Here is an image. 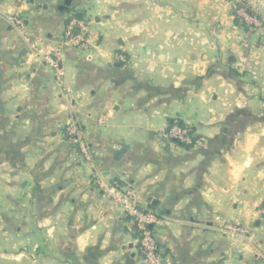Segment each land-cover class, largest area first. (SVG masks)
<instances>
[{
    "label": "crops",
    "instance_id": "0c3cea01",
    "mask_svg": "<svg viewBox=\"0 0 264 264\" xmlns=\"http://www.w3.org/2000/svg\"><path fill=\"white\" fill-rule=\"evenodd\" d=\"M79 1L85 52L60 45L64 0H0V264H142L134 223L95 186L96 170L135 187L159 214L160 264H264V108L238 70L258 67L243 47L228 57L226 46L219 63L205 49L207 18L226 21L227 6H72ZM52 54L65 69L63 88L44 62ZM72 119L92 162L65 136ZM172 119L188 123L201 145H160ZM229 224L242 233L227 234Z\"/></svg>",
    "mask_w": 264,
    "mask_h": 264
},
{
    "label": "built area",
    "instance_id": "2783aa9c",
    "mask_svg": "<svg viewBox=\"0 0 264 264\" xmlns=\"http://www.w3.org/2000/svg\"><path fill=\"white\" fill-rule=\"evenodd\" d=\"M36 0H18L19 5L33 4ZM73 9L69 15L65 33L60 41L61 47L67 46L82 51L88 50V43L83 38V30L86 28L87 18L77 19L74 17L76 11L81 10L72 6ZM238 18L248 25H257V17L251 11L247 0H239V5L235 7ZM13 24L21 29H25V18L15 16L12 18ZM118 60L127 62L126 57L119 56ZM46 66L52 71L53 76L60 88L65 84V69L59 55L52 54L44 57ZM103 119L100 122L103 123ZM65 136L70 142L77 146L79 154L89 162H92V156L87 141L83 138V132L75 120H70L65 130ZM160 145L166 146H199L201 142L196 139L191 126L181 120L175 119L170 122L159 133ZM93 183L102 192L103 196L121 212L130 217L135 226L137 235V245L141 255L142 264H160L161 249L159 247L154 228L161 225L159 214L151 209H147L143 203L140 192L128 183L119 181H107L99 171L93 173ZM260 214L264 215V207ZM224 230L227 234L236 235L242 233L240 227L235 225H226Z\"/></svg>",
    "mask_w": 264,
    "mask_h": 264
},
{
    "label": "rangeland",
    "instance_id": "374dc122",
    "mask_svg": "<svg viewBox=\"0 0 264 264\" xmlns=\"http://www.w3.org/2000/svg\"><path fill=\"white\" fill-rule=\"evenodd\" d=\"M85 4L79 1L73 6H77V8L80 7L82 11L87 12ZM247 4L257 17V25H248L238 18L235 7L239 5V0H226V2L219 0L217 3L218 6H227L226 11L223 13L226 15V21L221 22V20L217 17L215 18L213 14H211L212 16L210 18H207L210 22V26L208 27L211 28L213 34H210L209 43L205 45V49H210L209 53H211L213 58L216 59V62L219 63L221 54L225 52L224 49L226 46L229 49L227 52L228 57L240 55L236 49L238 47H243L241 48L243 50L242 54H248V61L257 65L258 68L256 69L255 66L254 68L250 66L247 68L243 67V69L238 68V70H240L239 73L242 82L240 86L244 87L250 94L258 95L259 103L264 108V68L260 69V65L262 63L264 64V0H247ZM89 10L92 12L95 11L91 7ZM220 10L219 7H215L212 13L217 14ZM118 55H124L127 62H129L131 58L124 53H118ZM228 71H232V69L230 70L229 68ZM28 257V255H24L20 259H27V261L31 262L34 258L30 257V260H28ZM35 257L38 258L39 255Z\"/></svg>",
    "mask_w": 264,
    "mask_h": 264
},
{
    "label": "water",
    "instance_id": "95a60500",
    "mask_svg": "<svg viewBox=\"0 0 264 264\" xmlns=\"http://www.w3.org/2000/svg\"><path fill=\"white\" fill-rule=\"evenodd\" d=\"M73 4V0H64V3L61 7H59V11L63 12L64 10H68ZM127 150V147H124V149H122V151H120L119 153H117V158H119L125 151ZM147 202L152 204V206H156V202L153 200V198L149 197L147 199ZM128 219H130V217H128Z\"/></svg>",
    "mask_w": 264,
    "mask_h": 264
},
{
    "label": "trees",
    "instance_id": "16d2710c",
    "mask_svg": "<svg viewBox=\"0 0 264 264\" xmlns=\"http://www.w3.org/2000/svg\"><path fill=\"white\" fill-rule=\"evenodd\" d=\"M68 10L71 12L73 9L70 10V8H69ZM85 15H86V13L84 11L79 10V11H76V14L74 15V17L77 18V19H82V18H84ZM173 121H174L173 119L170 120V123L172 124ZM182 147L190 148L189 146H182Z\"/></svg>",
    "mask_w": 264,
    "mask_h": 264
}]
</instances>
